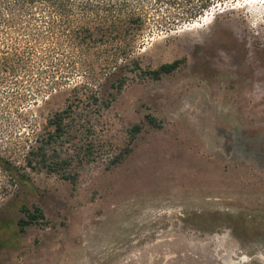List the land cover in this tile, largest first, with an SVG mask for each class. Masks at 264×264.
I'll return each mask as SVG.
<instances>
[{"label": "rangeland", "instance_id": "obj_1", "mask_svg": "<svg viewBox=\"0 0 264 264\" xmlns=\"http://www.w3.org/2000/svg\"><path fill=\"white\" fill-rule=\"evenodd\" d=\"M129 1L144 26L128 60L144 70L183 60L174 73L144 78L131 64L120 88L111 68L89 71L87 57L102 47L89 51L67 34L85 21L77 3L72 29L53 28L60 15L42 5L0 21V156L23 164L34 130L93 74L101 95H113L106 156L82 169L77 186L28 170L31 190L0 167V264H154L175 240L264 264V0H216L178 22L181 5ZM135 123L143 130L132 139ZM24 204L45 218L22 233ZM16 233L17 246L5 244Z\"/></svg>", "mask_w": 264, "mask_h": 264}, {"label": "trees", "instance_id": "obj_2", "mask_svg": "<svg viewBox=\"0 0 264 264\" xmlns=\"http://www.w3.org/2000/svg\"><path fill=\"white\" fill-rule=\"evenodd\" d=\"M196 1L169 0L184 8L182 13H177L179 18L174 19L173 22L198 17L216 0ZM129 2V0H0V21L10 22L4 19L5 12L31 16V12L42 5L53 8L56 14L60 15V23L57 24L58 19L57 22L56 19L52 21L53 28L72 29L66 26L72 22L70 16L75 11L77 3L87 11L85 21L78 27V32L67 34L77 39L81 47L89 51L93 46L98 49L102 47L93 54V57H87L86 67H89V71L95 66L101 67V70L111 68L106 75L107 79H114V86L118 85L122 88L127 81L124 69L131 64L133 65L131 70L140 71L144 78L149 76L160 80L163 76L174 73L183 63V60H176L165 63L157 69L144 70L140 62L128 60L131 51L135 49L133 40L141 34L144 26L142 16L130 7ZM13 18L16 17L13 16L11 21H15ZM122 59H125V64H122ZM96 80L98 78L93 74L91 81L75 84L69 97L66 98L65 105L50 110L45 117L44 129L34 130L33 141L22 153L23 164L12 158L0 156V167L18 183L31 190L34 186L30 181L28 170L56 175L77 186L82 169L104 160L107 151L103 116L104 111L112 104L113 95L102 96L98 85L94 83L97 82ZM100 83L99 81L98 84ZM145 122L155 128L162 127L161 121L152 114L145 116ZM142 130L143 123H135L128 129L132 139H135ZM29 140H31L30 136ZM125 150L130 151L129 148ZM124 152L126 151L115 156L111 155L110 163L118 164ZM23 210L28 219L22 218L18 222L22 233L27 226L45 218L40 208L31 211L24 204ZM19 241L20 236L16 233L5 244L15 247Z\"/></svg>", "mask_w": 264, "mask_h": 264}, {"label": "water", "instance_id": "obj_3", "mask_svg": "<svg viewBox=\"0 0 264 264\" xmlns=\"http://www.w3.org/2000/svg\"><path fill=\"white\" fill-rule=\"evenodd\" d=\"M202 246L186 240L167 241L160 245L154 264H225L219 247Z\"/></svg>", "mask_w": 264, "mask_h": 264}, {"label": "bare ground", "instance_id": "obj_4", "mask_svg": "<svg viewBox=\"0 0 264 264\" xmlns=\"http://www.w3.org/2000/svg\"><path fill=\"white\" fill-rule=\"evenodd\" d=\"M197 24V23H196ZM196 26V25H195ZM219 254L221 255L220 250H218ZM218 255V254H217ZM221 258L223 259V261L225 262V264H235L236 262H234L229 255L226 253L225 256H221Z\"/></svg>", "mask_w": 264, "mask_h": 264}]
</instances>
